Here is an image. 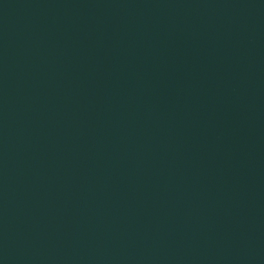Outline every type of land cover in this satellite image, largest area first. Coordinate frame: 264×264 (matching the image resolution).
I'll use <instances>...</instances> for the list:
<instances>
[{
	"label": "water",
	"instance_id": "obj_1",
	"mask_svg": "<svg viewBox=\"0 0 264 264\" xmlns=\"http://www.w3.org/2000/svg\"><path fill=\"white\" fill-rule=\"evenodd\" d=\"M0 264H264V0H0Z\"/></svg>",
	"mask_w": 264,
	"mask_h": 264
}]
</instances>
